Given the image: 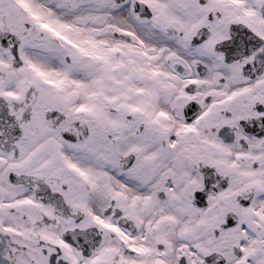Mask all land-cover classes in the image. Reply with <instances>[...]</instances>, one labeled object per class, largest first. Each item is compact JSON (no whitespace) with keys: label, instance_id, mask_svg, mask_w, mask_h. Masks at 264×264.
Wrapping results in <instances>:
<instances>
[{"label":"snow or ice","instance_id":"1","mask_svg":"<svg viewBox=\"0 0 264 264\" xmlns=\"http://www.w3.org/2000/svg\"><path fill=\"white\" fill-rule=\"evenodd\" d=\"M0 264H264V0H0Z\"/></svg>","mask_w":264,"mask_h":264}]
</instances>
